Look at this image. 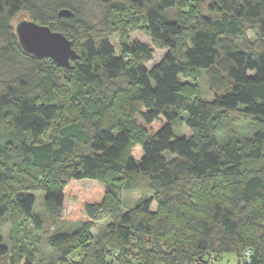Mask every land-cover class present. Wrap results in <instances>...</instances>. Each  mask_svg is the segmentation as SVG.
I'll list each match as a JSON object with an SVG mask.
<instances>
[{"label":"trees","instance_id":"obj_1","mask_svg":"<svg viewBox=\"0 0 264 264\" xmlns=\"http://www.w3.org/2000/svg\"><path fill=\"white\" fill-rule=\"evenodd\" d=\"M84 3L0 0V219L31 216L44 229L31 214L32 191H43L47 227L82 221L49 236L59 264H211L228 252L264 264V0H99L102 27ZM64 8L70 16L58 14ZM19 12L62 32L78 57L61 67L27 53L12 25ZM134 29L167 49L149 70L153 51L128 41ZM196 70L211 99L180 79ZM181 119L189 136L174 134ZM241 120L254 124L250 137L220 135ZM133 176L151 195L123 211ZM106 210L111 223L88 241ZM80 247L83 258L70 261ZM7 252L0 237V257Z\"/></svg>","mask_w":264,"mask_h":264},{"label":"rangeland","instance_id":"obj_2","mask_svg":"<svg viewBox=\"0 0 264 264\" xmlns=\"http://www.w3.org/2000/svg\"><path fill=\"white\" fill-rule=\"evenodd\" d=\"M84 6L86 10V14L88 15L89 20L96 27H102L103 17H104V9L99 4V0H84ZM177 8L171 9L167 12L169 18H175ZM22 19H29L27 13L19 12L12 19V25L15 27L18 21ZM248 37L253 39V35L250 31L247 32ZM128 41L133 42L135 40L143 42L147 44L153 51L152 59L146 63V67L149 70L154 64L159 62L167 52L166 48H158L153 45L150 37L144 34L140 30H128L126 34ZM118 42L119 38L117 36L111 37V43L115 47L116 54L118 51ZM205 71V70H204ZM204 71L196 70L189 76H180V79L187 83L190 89L199 90L201 93V97L211 99L212 96L208 92L207 83L205 78ZM54 122V126H55ZM143 125V124H142ZM254 124L252 121L241 120V121H228L224 124L223 129L220 132L221 136L224 135H235L239 139H245L246 137H250L253 133ZM144 126V125H143ZM52 131V126L39 138L41 142H47L49 140V136ZM174 134L177 136H189L191 134V130L185 124L184 120L181 119L177 123L174 124ZM132 155L139 159L142 154L140 144H134L130 149ZM167 159L172 158V156L165 154ZM133 183H131V189H123L121 191V200L120 206L123 211L128 210L133 207L140 198L144 196H150L151 193H147L143 195V190L141 188H136L138 186L146 185L147 180L140 176H133ZM82 185L86 188H89L92 183L95 181L89 179H83L80 181ZM135 187V188H134ZM35 196V202L32 208V215H37L42 220V225H44V229L36 228L31 216L18 217L16 223L11 225L10 223V214L6 213L0 219V237L4 245L7 246L8 252L4 256L0 257V264H9V258L14 255L16 257V264H23L26 258H30L33 264H59V254L51 247L49 244L48 238L52 234L58 232H68L72 233L78 230L81 225V220H69L61 223L57 227L48 226L47 227V218L46 213L44 211L43 191H32ZM72 200L65 206L64 211L68 212L70 209V204ZM150 208L152 210L156 209V203L152 202ZM112 219L109 213L103 211L101 215L95 219L92 223L91 229L89 231V240L88 241H96L99 238V235L103 233L111 223ZM135 243V240H132ZM84 252L80 248L75 252H72L68 255V259L71 261H80L83 258ZM115 255L108 258V260H113ZM239 258L233 252L225 253L222 256H219L217 259L213 260L211 264H238Z\"/></svg>","mask_w":264,"mask_h":264},{"label":"water","instance_id":"obj_3","mask_svg":"<svg viewBox=\"0 0 264 264\" xmlns=\"http://www.w3.org/2000/svg\"><path fill=\"white\" fill-rule=\"evenodd\" d=\"M60 16H70L68 9H60ZM15 32L23 49L34 56L50 58L61 67H68L70 58L78 55L72 42L60 31L39 24L30 19H22L15 25Z\"/></svg>","mask_w":264,"mask_h":264},{"label":"built area","instance_id":"obj_4","mask_svg":"<svg viewBox=\"0 0 264 264\" xmlns=\"http://www.w3.org/2000/svg\"><path fill=\"white\" fill-rule=\"evenodd\" d=\"M247 252H249V250ZM214 257H215L214 255H211L210 259L214 260Z\"/></svg>","mask_w":264,"mask_h":264}]
</instances>
